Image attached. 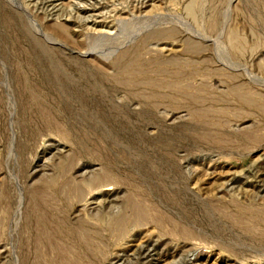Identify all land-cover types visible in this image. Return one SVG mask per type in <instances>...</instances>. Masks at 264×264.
Segmentation results:
<instances>
[{"label":"rangeland","instance_id":"obj_1","mask_svg":"<svg viewBox=\"0 0 264 264\" xmlns=\"http://www.w3.org/2000/svg\"><path fill=\"white\" fill-rule=\"evenodd\" d=\"M19 1L0 264H264V0Z\"/></svg>","mask_w":264,"mask_h":264},{"label":"bare ground","instance_id":"obj_2","mask_svg":"<svg viewBox=\"0 0 264 264\" xmlns=\"http://www.w3.org/2000/svg\"><path fill=\"white\" fill-rule=\"evenodd\" d=\"M30 1H32V0H30ZM76 1V0H75ZM90 1V0H89ZM7 2L8 3H10L17 11V13H19L18 11H20L21 13H23L24 15H25V17H26V19H27V21H28V23H29V25H30V27H32L33 29H34V31L36 32V33H38L40 36H42L44 39H46L49 43H51V44H53L54 46H55V43L56 42H58V40L57 39H53L50 35H47L46 33H44L43 31H42V29L40 28V26L36 23L37 21H34V19L30 16V14H29V12H28V10H27V8L26 7H24L23 5L24 4H22V2H20L19 0H7ZM37 2V1H36ZM40 2V1H39ZM82 2H83V0H82ZM141 2V1H140ZM74 3H76V2H74ZM79 3V2H78ZM78 3H76V4H78ZM87 3V2H86ZM28 4V3H27ZM33 4V3H32ZM84 4V3H83ZM98 4V3H97ZM29 5V4H28ZM27 5V6H28ZM37 5V4H36ZM99 5V4H98ZM45 6V5H44ZM47 6V5H46ZM73 6V5H72ZM76 6V5H75ZM89 6V5H88ZM87 6V7H88ZM115 6V5H114ZM36 7V6H35ZM34 7V8H35ZM42 7V6H41ZM97 7V6H96ZM102 7V6H101ZM52 8V7H51ZM73 8V7H72ZM76 8V7H75ZM74 8V9H75ZM140 8V7H139ZM36 9V8H35ZM70 9H71V7H70ZM84 9V8H83ZM92 9V8H91ZM95 9V8H94ZM143 9V8H142ZM44 10V9H43ZM47 10H48V8H47ZM56 10V9H55ZM39 11V10H38ZM76 11V10H75ZM126 11V10H125ZM137 11H138V9H137ZM40 12V11H39ZM39 12H37V13H39ZM70 12H71V10H70ZM80 12H81V9H80ZM99 12V11H98ZM103 12V11H102ZM72 13V12H71ZM78 13V12H77ZM22 14V15H23ZM75 14V13H74ZM92 14V13H91ZM102 14V13H101ZM100 14V15H101ZM139 14H141V12L139 13ZM76 15V14H75ZM52 16V15H51ZM51 16H49V17H51ZM109 16V15H108ZM139 16V15H138ZM24 17V16H23ZM74 17V16H73ZM103 17V16H102ZM105 17H106V14H105ZM137 17V16H136ZM140 17V16H139ZM83 18V17H82ZM112 18V17H111ZM120 17H118V19H119ZM131 18V17H130ZM142 18V17H141ZM95 19V18H94ZM100 19V18H99ZM98 19V20H99ZM106 19V18H105ZM115 19V18H114ZM135 19V18H134ZM133 19V20H134ZM138 19V18H137ZM59 20V19H58ZM68 20V19H67ZM79 20H80V18H79ZM113 20V19H112ZM97 21V20H96ZM103 21V20H102ZM110 21V20H109ZM135 21V20H134ZM61 22V21H60ZM106 22H107V19H106ZM113 22V21H112ZM115 22V21H114ZM59 23V22H58ZM103 23V22H102ZM118 23V22H117ZM88 24V23H87ZM99 24V23H98ZM121 24V23H120ZM63 25V24H62ZM101 25V24H100ZM123 25V24H122ZM128 25V24H127ZM95 26V25H94ZM104 26H106V25H104ZM124 26V25H123ZM61 27V26H60ZM63 28V27H62ZM101 28V27H100ZM104 28V27H103ZM112 28V27H111ZM95 29V28H94ZM98 29V28H97ZM29 30H31V29H29ZM28 30V31H29ZM106 30V29H105ZM109 31V30H108ZM120 31V30H119ZM33 32V31H32ZM97 32V31H96ZM109 33H111V32H109ZM114 33H115V31H114ZM87 34V33H86ZM120 34V33H119ZM105 35V34H104ZM108 35V34H107ZM112 35V34H111ZM110 36V35H109ZM38 37V36H37ZM103 37V36H102ZM104 38V37H103ZM108 38H113V37H108ZM118 38V37H117ZM37 39V38H36ZM44 39H42V40H44ZM88 39V38H87ZM101 40H103V39H101ZM109 40V39H108ZM60 46H64L65 47V45H63V44H61V42L60 43H58ZM89 48V47H88ZM92 50V49H91ZM86 52V51H85ZM81 54H82V52H81ZM85 54V53H84ZM90 56V55H89ZM104 191H106V192H109V191H111V189H106V190H104ZM45 225V224H44ZM125 226V225H124ZM51 227V226H50ZM61 228V227H60ZM56 229H59V227H57L56 226ZM50 230H52V229H50ZM53 231H56V230H52V231H46L45 232V241L44 242H46L47 241V243L49 244V246H50V248H51V250L52 251H55L56 250V248L58 247V242H56L55 241V238H54V232ZM122 234V233H121ZM41 236V235H40ZM41 237H43V235L41 236ZM43 242V243H44ZM146 243V242H145ZM150 243V242H149ZM47 244V245H48ZM59 244H60V242H59ZM147 244V243H146ZM155 246V245H154ZM153 246V247H154ZM150 248V247H149ZM153 249V248H152ZM140 252V251H139ZM146 252V251H145ZM144 253V252H143ZM63 261H65L66 262V264H71L70 263V261L69 260H65V259H62L61 260V262L62 263H64ZM193 264V263H192Z\"/></svg>","mask_w":264,"mask_h":264}]
</instances>
